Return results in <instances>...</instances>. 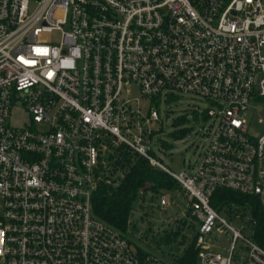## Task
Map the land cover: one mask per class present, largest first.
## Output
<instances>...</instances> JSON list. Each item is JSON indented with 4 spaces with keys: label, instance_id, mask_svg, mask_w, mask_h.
Segmentation results:
<instances>
[{
    "label": "built area",
    "instance_id": "built-area-1",
    "mask_svg": "<svg viewBox=\"0 0 264 264\" xmlns=\"http://www.w3.org/2000/svg\"><path fill=\"white\" fill-rule=\"evenodd\" d=\"M130 87L155 105L184 95L208 103L194 170L176 174L152 155L160 114L135 107ZM256 100L264 0H0V264H175L180 252L170 263L135 248L93 212L122 148L185 194L191 220L175 230L195 233L177 242L182 254L194 243L198 264H264V135L246 120ZM19 107L22 127L12 124ZM219 190L253 198L221 209L247 221L240 229L213 207ZM215 230L231 234L227 257L208 241Z\"/></svg>",
    "mask_w": 264,
    "mask_h": 264
},
{
    "label": "rangeland",
    "instance_id": "rangeland-1",
    "mask_svg": "<svg viewBox=\"0 0 264 264\" xmlns=\"http://www.w3.org/2000/svg\"><path fill=\"white\" fill-rule=\"evenodd\" d=\"M128 90L130 94L127 99L131 100L135 107L139 106L144 113L149 109H155L160 114L161 121L151 125V128L156 131L151 145L152 155L176 174L181 171L194 170L200 164L201 153L209 141V136L205 135L210 123L205 112L209 107L208 103L184 95L176 100L161 98L155 105L141 96L139 88L130 87ZM246 120L251 135L256 138L264 135V100H256L251 103L246 114ZM25 123H29L26 109L24 107L15 109L12 113V124L22 127L26 125ZM184 130H189L192 133V138L181 134ZM166 195L171 197V204L166 210L159 206L160 196L153 198V195L147 192L145 196L140 197L124 233L135 248L171 263L172 255L179 252L181 255L182 248H178L177 242L170 246H157L154 239L163 235L165 231L175 230L176 220L190 221L191 218L186 215L189 207H187L186 196L181 190H173L167 192ZM220 211L221 217L233 224L236 229H240L247 222L245 219L232 220L223 210ZM184 226H182L183 234H185ZM243 232L244 236L249 238L251 232L249 230ZM194 233L195 231L186 229V242ZM180 240L181 237L178 241ZM208 241L215 246L216 253H221L225 257L228 256L226 249L230 247L231 234L220 233L215 230ZM233 264H241V261Z\"/></svg>",
    "mask_w": 264,
    "mask_h": 264
},
{
    "label": "trees",
    "instance_id": "trees-1",
    "mask_svg": "<svg viewBox=\"0 0 264 264\" xmlns=\"http://www.w3.org/2000/svg\"><path fill=\"white\" fill-rule=\"evenodd\" d=\"M184 134V132H181ZM106 181L100 182L93 196V212L105 224L125 232L128 228L135 206L141 197L140 192H150L153 198L159 197L173 190H180L177 183L162 170L153 167L144 158L131 153L127 149H119L116 156L108 160ZM110 182H107V181ZM251 197L219 190L212 200V205L218 211L227 203L238 206L253 203ZM180 244L186 241L182 227L154 239L157 246H170L174 242ZM175 264H198L194 243L181 255L173 257Z\"/></svg>",
    "mask_w": 264,
    "mask_h": 264
}]
</instances>
